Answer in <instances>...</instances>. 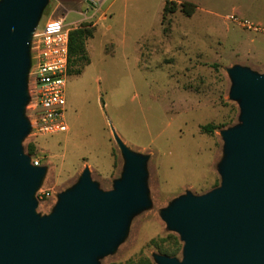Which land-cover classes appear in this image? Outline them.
Segmentation results:
<instances>
[{
  "label": "rangeland",
  "instance_id": "obj_1",
  "mask_svg": "<svg viewBox=\"0 0 264 264\" xmlns=\"http://www.w3.org/2000/svg\"><path fill=\"white\" fill-rule=\"evenodd\" d=\"M57 16L68 35L85 23L92 37L84 43L87 63L68 68L67 129L42 136L29 129L18 138L20 152L43 168L28 226L38 231L85 169L101 193L114 190L127 165L119 139L142 159L141 198L91 264H159L158 256L182 262L185 240L168 215L181 197L222 185L232 155L227 133L242 126L246 109L232 94L233 71L264 74V0H41L33 31ZM31 39L22 79L29 98ZM29 103L22 108L28 121ZM208 123L216 128L202 131Z\"/></svg>",
  "mask_w": 264,
  "mask_h": 264
},
{
  "label": "water",
  "instance_id": "obj_2",
  "mask_svg": "<svg viewBox=\"0 0 264 264\" xmlns=\"http://www.w3.org/2000/svg\"><path fill=\"white\" fill-rule=\"evenodd\" d=\"M40 2L0 0V264H91L141 198L142 159L116 139L127 165L114 190L101 193L85 169L40 229L28 226L31 192L43 168L20 152L18 138L30 129L22 79ZM233 79L232 94L246 109L242 126L227 133L232 155L222 165V185L179 199L168 217L182 232L184 259L158 256L159 264H264V74L237 68Z\"/></svg>",
  "mask_w": 264,
  "mask_h": 264
},
{
  "label": "built area",
  "instance_id": "obj_3",
  "mask_svg": "<svg viewBox=\"0 0 264 264\" xmlns=\"http://www.w3.org/2000/svg\"><path fill=\"white\" fill-rule=\"evenodd\" d=\"M246 24L248 28L256 29V25ZM68 42V30L64 26L63 16L49 18L41 31L31 39L33 68L30 73L29 124L30 133L35 136L67 129L63 112L69 68ZM32 164L39 165L40 162L33 159Z\"/></svg>",
  "mask_w": 264,
  "mask_h": 264
},
{
  "label": "trees",
  "instance_id": "obj_4",
  "mask_svg": "<svg viewBox=\"0 0 264 264\" xmlns=\"http://www.w3.org/2000/svg\"><path fill=\"white\" fill-rule=\"evenodd\" d=\"M183 8V6H182ZM174 9H170L172 11ZM186 13H190V10L182 9ZM167 5L164 6L163 14L167 12ZM85 23L80 25L78 28L73 29L69 32V42H68V55H69V65L76 62L77 60L84 61L87 63V58L85 55L84 43L85 40L92 37V28H87ZM69 72V69H68ZM76 74L80 73V69L75 70ZM201 130L204 132H212L216 126L212 123L204 124L201 127ZM29 154L33 151V145L28 144ZM167 253L174 254L175 251H166Z\"/></svg>",
  "mask_w": 264,
  "mask_h": 264
},
{
  "label": "crops",
  "instance_id": "obj_5",
  "mask_svg": "<svg viewBox=\"0 0 264 264\" xmlns=\"http://www.w3.org/2000/svg\"><path fill=\"white\" fill-rule=\"evenodd\" d=\"M45 22H46V21H45ZM45 22H44V23H45ZM43 25H44V24H43ZM33 32H35V33H32V34H36V33H38L39 31H38V32H36V31H33Z\"/></svg>",
  "mask_w": 264,
  "mask_h": 264
}]
</instances>
